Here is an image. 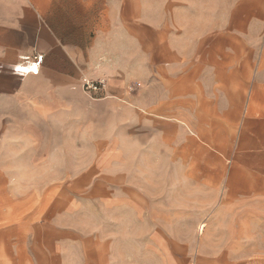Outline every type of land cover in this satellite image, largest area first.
<instances>
[{"label": "crops", "instance_id": "1", "mask_svg": "<svg viewBox=\"0 0 264 264\" xmlns=\"http://www.w3.org/2000/svg\"><path fill=\"white\" fill-rule=\"evenodd\" d=\"M250 3L0 0V264L252 262L235 249L264 245ZM63 197L66 216L98 200L113 233L59 224Z\"/></svg>", "mask_w": 264, "mask_h": 264}, {"label": "rangeland", "instance_id": "2", "mask_svg": "<svg viewBox=\"0 0 264 264\" xmlns=\"http://www.w3.org/2000/svg\"><path fill=\"white\" fill-rule=\"evenodd\" d=\"M235 10L238 9L237 7L234 8ZM241 9V8H240ZM249 10H250V20H251V25H258L257 22L258 20L261 18V16L264 15V0H251L250 6H249ZM236 15V12L234 13ZM58 203V212H59V216H58V222L59 224L61 223H67V222H74L75 225L79 226V228H81L83 222L87 223L90 222L91 223V227L95 228L97 227V225H99L100 222L105 223L106 228L107 227H112L113 226V220L111 218H113L114 216L109 215V214H98L96 213L97 211V207H101L102 205L99 203L98 200L96 199H92L89 201H86L85 204L87 205V207H90L91 212L90 213H84L81 210L82 207V200L80 198H74L72 201V206H73V211H74V215H68L66 216L64 213L62 214V212H65L66 209L69 208V206H71V204H68V201L63 197L57 200ZM94 208V209H92ZM93 210V211H92ZM64 226V225H63ZM261 228L264 227V224H262L260 226ZM79 233H82L81 231H79ZM110 233L112 234L113 232L107 228V234ZM255 234V237H257L256 241H252L254 243H260V244H264V229L259 230V231H255L253 232ZM139 249V254H140V249ZM237 251L241 252V250H243V253L245 254L247 251H250V257L252 262H250V264H264V245L262 246H251L250 248H235ZM153 264H160L157 260L156 255L153 257Z\"/></svg>", "mask_w": 264, "mask_h": 264}, {"label": "built area", "instance_id": "3", "mask_svg": "<svg viewBox=\"0 0 264 264\" xmlns=\"http://www.w3.org/2000/svg\"><path fill=\"white\" fill-rule=\"evenodd\" d=\"M42 56L38 59V61L33 62L29 67H27V69H29L30 72H34L37 73L39 70V65L42 61ZM20 68H26V67H16V70L18 71V69ZM35 69V70H32ZM27 72V71H26ZM84 89L87 91H98L101 90L105 87V82L103 80H99V81H86L84 83Z\"/></svg>", "mask_w": 264, "mask_h": 264}, {"label": "snow or ice", "instance_id": "4", "mask_svg": "<svg viewBox=\"0 0 264 264\" xmlns=\"http://www.w3.org/2000/svg\"><path fill=\"white\" fill-rule=\"evenodd\" d=\"M32 70H35V69H32ZM18 71H20V72H26V71H29V69H27V68H20V69H18Z\"/></svg>", "mask_w": 264, "mask_h": 264}]
</instances>
